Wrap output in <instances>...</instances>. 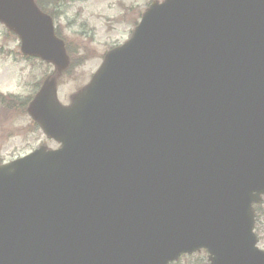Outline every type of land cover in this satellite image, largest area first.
Segmentation results:
<instances>
[{"label": "water", "instance_id": "water-1", "mask_svg": "<svg viewBox=\"0 0 264 264\" xmlns=\"http://www.w3.org/2000/svg\"><path fill=\"white\" fill-rule=\"evenodd\" d=\"M23 55L71 63L35 0H0ZM28 113L42 145L0 165V264H264V0H154L90 82Z\"/></svg>", "mask_w": 264, "mask_h": 264}, {"label": "rangeland", "instance_id": "rangeland-1", "mask_svg": "<svg viewBox=\"0 0 264 264\" xmlns=\"http://www.w3.org/2000/svg\"><path fill=\"white\" fill-rule=\"evenodd\" d=\"M154 0H42L53 17L57 35L66 41L74 65L58 74L54 66L39 58L26 57L19 38L0 23V95L33 97L49 76H57L58 97H70L91 79L107 51L129 39L142 13ZM162 1V0H159ZM27 110V108H26ZM59 145L34 127L27 111L0 105V163L22 157L40 145ZM264 212V200L260 205ZM255 232L264 248V217ZM204 250L184 255L173 264H208Z\"/></svg>", "mask_w": 264, "mask_h": 264}, {"label": "trees", "instance_id": "trees-1", "mask_svg": "<svg viewBox=\"0 0 264 264\" xmlns=\"http://www.w3.org/2000/svg\"><path fill=\"white\" fill-rule=\"evenodd\" d=\"M37 3L39 4V6L44 10L43 8V3L42 0H36ZM74 61H73V65H74ZM31 97H27V98H19L16 96H11V95H0V105L1 106H7V107H16L17 111L22 110V111H27V105L28 102L30 100ZM32 124L34 127H38V125L32 121ZM264 217V212H262L260 205L257 206V220H262V218Z\"/></svg>", "mask_w": 264, "mask_h": 264}]
</instances>
